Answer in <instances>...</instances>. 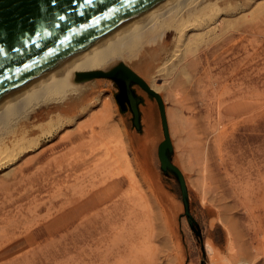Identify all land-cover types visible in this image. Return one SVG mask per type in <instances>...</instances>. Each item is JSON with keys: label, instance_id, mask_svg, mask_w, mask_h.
I'll return each instance as SVG.
<instances>
[{"label": "rangeland", "instance_id": "374dc122", "mask_svg": "<svg viewBox=\"0 0 264 264\" xmlns=\"http://www.w3.org/2000/svg\"><path fill=\"white\" fill-rule=\"evenodd\" d=\"M227 1L224 0V6L221 3L220 6L225 9V12H231L233 15L239 10V5L245 2V0ZM249 3L252 5L255 0L249 1ZM225 18L232 20L234 17L226 16ZM260 27L257 26L252 36L249 37V42L245 38L234 51L223 53L221 60L219 52L213 55V47L196 71L199 79L195 80L197 78L193 76L190 82L185 81L179 87L180 89L177 88L178 95H181V97L178 96L180 101L171 104L164 100L165 91L160 93V97L164 101L172 145L170 160L179 168L184 177L188 193L189 213L195 220V232L191 230L184 215L177 180L170 172H166V174L160 169L157 150L164 137L156 101L137 85H131L139 113V128H137L133 122L130 105L119 86L109 79H94L84 83L87 90L85 93L94 88L97 82L102 83L99 88L97 87V92L88 95L90 112L85 111V113L79 114L80 111H75L76 113L74 112L73 115L79 114V116L76 119L71 118L68 122L66 118L73 115L60 117L63 122L60 131L52 138L44 139L35 150L31 149L22 154L16 162V165L28 162L40 151L50 147H55V151H58L56 154L57 164L42 165L44 169L41 174L26 181V195H22L19 188L9 192L10 195L7 196L6 203L12 206L25 204L24 208L26 209L22 208L23 211L19 209L18 212L15 209L8 213V208H5L1 212L3 216L0 214V236L3 235L0 237V244L6 243L5 236L17 237L24 232L20 227L13 228L15 225L12 220H16L17 224L19 221L27 220L26 226H24L25 231L33 234L43 233L39 237L37 235L36 241L39 243L54 241L53 245L49 244V247H44L43 252L48 257L55 256V259L49 260L47 257L39 256V248L36 250L35 245L22 244L9 255L5 250L0 256V262L34 250L36 253L32 257L33 262L30 261L28 264H118L121 262L122 264L129 262L130 264L136 262L137 264H248L246 261L249 259L250 253L251 264H264V230L263 233L259 229L254 230L253 218L247 215L242 204L245 196L243 191L248 188L249 182L254 188L264 184V22L260 23ZM235 33H237L236 37H239L241 30L239 29ZM176 34L175 27H168L164 43L168 45L170 42L169 44H171ZM159 40V38L156 39V41ZM200 52H197L196 55L199 56ZM164 83L166 84V82ZM234 91H239L241 95L245 94L244 99L247 100L245 105L244 103L242 105L251 111L247 116L237 117L230 114L231 107L228 104L232 102L228 103V97ZM258 95L263 97L256 98ZM122 98L126 102L121 100ZM222 99H227V102L223 105L224 108L221 107L219 111L218 102ZM106 102H109L111 107L110 120L117 125V131L114 135H110L111 142L107 145L111 148L114 156L116 155L117 160L111 166L109 165L107 170H116L127 179L126 185L121 188L115 198L120 197L124 207L122 216L118 219H116V209L112 208L109 211L112 212L109 215L111 229L110 232H106V239L99 244L95 243L93 239L84 243V253L81 255L77 247L74 244L72 246V243L68 241H63L55 246V243L65 240V231L53 233V237H50L44 226L45 222L50 219L47 217L59 215L66 211L67 206L78 202L87 189L97 181L95 177L98 176L95 171L104 170L100 165V160L95 161L96 164L98 163L95 167L91 166L90 162L86 164L81 162L83 158L88 157L90 147H80L75 135L77 134V125H85L90 115L101 111ZM147 105L151 108L153 134L149 136L150 140L145 145L143 137L146 126L142 120L144 116L142 111ZM168 110L170 112L173 110V112L169 113ZM36 112L33 113L35 115L32 114L30 122H43L40 113L37 110ZM38 114L39 116H37ZM171 119L175 123H172ZM180 126L182 127L180 128ZM74 131L76 132L73 133ZM61 136L63 137L60 138ZM64 136H66L65 139ZM179 139L183 141L180 142L182 148L178 146L180 145L178 144ZM198 144L204 146L203 151L207 154H205L206 158L203 156L204 153L202 156H198L199 168H202L199 176L196 174L198 171L196 173L189 171L185 159V154H188L192 145ZM121 150L123 154H120ZM45 154L46 159L49 151ZM94 155L93 160L104 158L100 152L95 151ZM31 163H33L34 169L37 163L35 160ZM8 169L7 167L0 168L1 181L10 182L6 174ZM131 172L134 174V182H138L133 183L136 188L131 186L128 181ZM105 173L103 172L99 176ZM195 178L198 179V186L193 183ZM203 188H205V192L216 189L215 193L223 197L222 204L225 203L230 207L227 218L236 225V228H233L234 231L241 232L238 243L233 237L234 233L227 228L230 223L224 221L223 216L217 209L215 210L209 201L215 193L211 194L210 192L203 198L201 195ZM251 199H253V206L260 207L259 214L263 213L264 189L257 190ZM262 228L264 229V222ZM67 234L73 235L71 229ZM242 239L244 246L241 245ZM207 245L211 248L210 254L206 250ZM7 246L9 244H6ZM168 247L169 251H166ZM125 249L128 252L125 253ZM133 252L137 254L136 256L134 254L137 261L133 257ZM127 254L131 255L127 257L126 261V257L122 259L118 256ZM5 255L8 256L4 258ZM153 257L157 259L156 262L153 261ZM117 258H120L119 262H117Z\"/></svg>", "mask_w": 264, "mask_h": 264}, {"label": "bare ground", "instance_id": "6f19581e", "mask_svg": "<svg viewBox=\"0 0 264 264\" xmlns=\"http://www.w3.org/2000/svg\"><path fill=\"white\" fill-rule=\"evenodd\" d=\"M249 1L253 2L254 0H245L244 3L239 5V10L233 15L231 12H225V9L222 7L224 6V0H159L154 5L144 7L140 11L136 12L131 18L122 23L120 27L116 28L110 34L95 42L89 48L80 52L71 60L59 65L51 71L41 74L36 79L25 84L23 87L12 91L9 95L0 99V168H9L6 174L8 176V180L10 181L7 182L0 180L1 216H3V213L1 212L4 211L5 208H8L7 211L10 213L15 209L16 212H18L19 209L25 207V204L12 206L6 203L7 196L10 195L9 192L11 190L16 191L17 188H19L20 193L22 195H26V181L41 174L42 170L44 169L42 165L45 166L46 163L55 165L58 163L56 156L58 151H55V147H50L49 149H46L42 152L40 151L32 158V160L28 162H21L20 164L16 165V162L20 159V156L24 153H27V151L31 149L35 150L36 147L38 148V146L41 145V142H43L44 139L52 138L57 132H59L63 125L60 117H67L69 114L73 115L75 111H80L79 114H83L85 111L90 110V105L88 103L90 99L88 100V95L97 92V87L99 88L102 83L100 81L97 83L95 82V87L93 86L94 88H91L88 93H85L87 90L84 83L89 81L79 82L75 80L74 74L76 72L95 70L108 71L117 64L124 63L139 77H141L147 83L149 88L156 92L159 96L160 93H164L165 91L164 100L174 104L175 102L180 101L178 96L181 97V95H178L179 91L177 92V88L182 86L185 81L190 82V80L193 79V76L197 78L195 80L199 79L197 77L196 71L200 68L202 62L206 59L207 54L213 47V55L219 52L221 60V58H223V53L234 51L237 45H239L245 38H247L246 41L249 42V37L252 36L257 26L260 27V23L262 24L264 22V0H255V3L252 5H250ZM220 3L222 6H220ZM226 16H233L234 18L230 20L225 18ZM168 27H175L177 34L174 38V41H172L173 43L171 42V44H169L170 42H168V45H166L164 40H166L167 37L166 33ZM239 29L241 30V33L239 37H236L237 33L235 32ZM213 35L217 36L214 37ZM158 38L160 40L156 41ZM161 43L164 44L161 45ZM213 44L216 45L212 46ZM246 50L248 49L246 48ZM199 51H201L200 55L197 56L196 53ZM164 82H166V84ZM139 88L143 90L141 87ZM262 97V95L256 96V98L259 99ZM228 98V103L232 102L228 104L231 107L230 114L232 116H247L249 112H251L244 106L247 100L244 99V93L241 95L239 91H234L229 95ZM162 99L163 98H161V101L164 105V101ZM226 102L227 99H222L218 102L219 111L221 107L222 109L224 108L223 105ZM242 103H244V105H242ZM149 107L150 106L147 105V107L142 111L144 113L142 120L145 122L146 126L144 128L145 134L143 137V143L145 145L148 143V140H150L148 139L149 136H152L153 134V120L150 117L151 108ZM110 108L109 102L104 103L102 110L91 114L88 122L85 125H77V134L75 135L76 141L79 143L80 147H90V150L87 154L88 157L83 158L81 162L83 164L90 162L92 163L91 166L95 167L98 164H96L95 161L100 160V165L104 170L95 171L97 172L96 176H98L95 177L97 178V181L95 184L91 185L89 189H87L84 195L80 197L78 202L67 206L66 211L59 215L47 217L50 219L45 222L44 226L45 229L47 228L46 233L50 237L53 235V233L56 234L58 232L65 231V240L55 243V246H58L63 241H68L69 243H72V246L74 244V246L77 247L78 252L81 255L84 253V243L86 244L93 239L95 243L99 244V242L106 239V232H110L111 229L109 215L112 212L109 211H111L112 208L116 209V219H118L122 216L124 207L120 197L117 199L115 198L117 193L120 192L121 188L126 185L127 179L126 177H123L121 174H119V172H116V170H107L109 165L111 166V164L117 160L116 155L114 156V153L111 152V148L107 146L111 142V139L109 138L110 135H114L117 131V125L110 120ZM36 110L40 113V117H42L44 120L43 122L39 121L40 123L37 121L38 124L34 121L30 122L32 114L36 112ZM164 112L166 118L165 106ZM168 112L172 113L173 110L171 112L168 110ZM79 114L73 115L70 118H66V121L68 122L71 118L76 119ZM37 116H39V114ZM145 116L146 119H144ZM169 116L170 114L168 117ZM172 123L175 122L172 121ZM181 127L182 126H180V128ZM62 137L63 136L60 138ZM65 138L66 136H64V139ZM178 141V144L183 142L180 139ZM178 146L182 148L181 144ZM203 149V145H192L188 151V154H185V159L187 160L186 164L188 166L187 168L193 173L198 171L196 173L198 176L200 175L199 172H201L202 169L199 168L198 156H202L204 153L203 156L206 158V153L203 151ZM48 151V157L45 159V153ZM95 151L102 153V157L104 155V158H95V160H93L95 157ZM120 154H123L122 150L120 151ZM121 157L123 158V155H121ZM34 160L35 163H37V166L33 169V163L31 162ZM103 172L106 173L99 176V174ZM128 181L133 187H135V184L138 183L134 182L135 178L132 172L131 176L128 178ZM238 181L240 182V180ZM96 183H98V185H96ZM133 183L135 184L133 185ZM193 183L195 186H198V179H193ZM251 184L252 183L249 182L248 188L243 191L245 196L242 200V204L247 215L253 218L252 221H254V230L256 231L259 229L260 232L263 233L264 229L262 228V223L264 222V209H262L263 213L259 214L260 207L253 206V199H251V196H253L257 190L264 189V184L255 188L252 187ZM204 189L205 188H203V191L201 192L203 198H205L207 194H210V192L213 194L216 191V189L211 190L209 188L210 191L205 192ZM238 189L241 190L239 187ZM209 201L212 203L213 207H215V210L217 209L219 214L223 216L225 219L224 221L230 223L227 228L230 232L234 233L233 237L238 243L241 238V232L238 230L234 231L233 228H236V225L227 218L230 207H228V205L225 203L222 204V195L215 193L209 199ZM12 221L13 225H15H12L13 228L20 227V229L22 228L21 230H24V232L21 231L22 233H20V235L17 237L11 238L10 236H5L7 241L4 245L2 243L0 244L3 245L0 246V256L5 252V250H7L9 255L10 252L20 247L22 244H32L33 246L35 245L36 250L39 248V256L42 255L47 257L49 260L55 259V256L48 257V255L46 253L44 254L43 252V248L46 246L49 247V244L53 245L54 241L52 243H39L36 241V239L43 233L33 234L27 230L25 231L24 226H26L27 220L19 221L18 224L16 220ZM94 224L95 226L93 227ZM47 225L49 226L47 227ZM189 226L191 230L195 232L196 226L193 225V227H191L190 224ZM51 229H54V231H51ZM70 229L71 233L73 232L72 236L67 234L70 232ZM74 229H77V231H74ZM0 237H3V235ZM243 239L241 241L242 246H244ZM163 241L165 242V240ZM6 244H9V246L6 247ZM206 250L208 254L212 252L209 245L206 246ZM166 251H169V247ZM124 252H128L127 249H125ZM34 253H36L34 250H29L23 254H20L19 257L16 256V258L13 257L11 259H7L3 262H0V264H18L22 262H27L26 264H28L30 261L33 262L32 257L34 256ZM134 254L135 256L137 255L136 252H133V257ZM8 255H5L4 258ZM118 256L122 259L123 257H126L125 261L127 260V257H129L128 254L126 256ZM120 258H117V262H119ZM134 258L136 260V257ZM156 260L157 259L153 257V261L156 262ZM251 260L252 257L250 253L249 259L246 262L251 264ZM123 263H125L124 260ZM140 263H142V261ZM118 264H122V262ZM128 264H130V262ZM134 264H137V262Z\"/></svg>", "mask_w": 264, "mask_h": 264}, {"label": "water", "instance_id": "95a60500", "mask_svg": "<svg viewBox=\"0 0 264 264\" xmlns=\"http://www.w3.org/2000/svg\"><path fill=\"white\" fill-rule=\"evenodd\" d=\"M158 1L0 0V99L71 60L120 27L136 12ZM101 78L115 82L122 90L137 128L138 110L131 85H138L156 100L164 133V141L158 147L160 167L164 173L170 171L177 180L185 216L193 227L195 220L189 213L184 177L170 161L171 141L160 96L124 63L108 71L74 74V79L79 82Z\"/></svg>", "mask_w": 264, "mask_h": 264}, {"label": "flooded vegetation", "instance_id": "af4514ba", "mask_svg": "<svg viewBox=\"0 0 264 264\" xmlns=\"http://www.w3.org/2000/svg\"><path fill=\"white\" fill-rule=\"evenodd\" d=\"M121 97H123V96H121ZM121 100H123L124 102H126V100L124 98H122ZM127 106H128V104H127Z\"/></svg>", "mask_w": 264, "mask_h": 264}, {"label": "snow or ice", "instance_id": "6c2138e0", "mask_svg": "<svg viewBox=\"0 0 264 264\" xmlns=\"http://www.w3.org/2000/svg\"><path fill=\"white\" fill-rule=\"evenodd\" d=\"M61 19H63V17H61Z\"/></svg>", "mask_w": 264, "mask_h": 264}]
</instances>
